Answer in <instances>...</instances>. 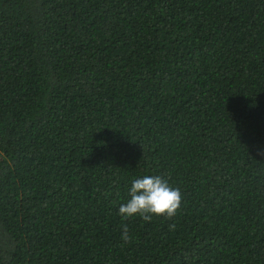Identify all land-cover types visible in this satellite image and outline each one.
<instances>
[{"label": "trees", "instance_id": "trees-1", "mask_svg": "<svg viewBox=\"0 0 264 264\" xmlns=\"http://www.w3.org/2000/svg\"><path fill=\"white\" fill-rule=\"evenodd\" d=\"M0 264H264V0H0Z\"/></svg>", "mask_w": 264, "mask_h": 264}, {"label": "clouds", "instance_id": "clouds-1", "mask_svg": "<svg viewBox=\"0 0 264 264\" xmlns=\"http://www.w3.org/2000/svg\"><path fill=\"white\" fill-rule=\"evenodd\" d=\"M130 199L118 208L123 218L139 215L144 221H151L153 216H164L171 219L180 209L182 194L161 176L145 175L134 179L129 189ZM174 228L175 225H170ZM121 238L131 242L126 226H122Z\"/></svg>", "mask_w": 264, "mask_h": 264}]
</instances>
